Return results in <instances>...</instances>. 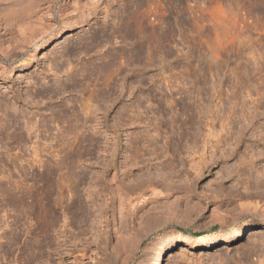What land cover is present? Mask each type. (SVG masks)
I'll return each instance as SVG.
<instances>
[{"label":"rangeland","instance_id":"rangeland-1","mask_svg":"<svg viewBox=\"0 0 264 264\" xmlns=\"http://www.w3.org/2000/svg\"><path fill=\"white\" fill-rule=\"evenodd\" d=\"M90 5L79 26L0 52V264H264L263 220L209 214L220 189L264 193V0ZM113 170L125 191L195 193L121 215Z\"/></svg>","mask_w":264,"mask_h":264},{"label":"bare ground","instance_id":"bare-ground-1","mask_svg":"<svg viewBox=\"0 0 264 264\" xmlns=\"http://www.w3.org/2000/svg\"><path fill=\"white\" fill-rule=\"evenodd\" d=\"M93 2H94V0H63L61 3L58 2V5L56 7L57 9H55V10H57V12L55 13L52 10V5L54 3V0H0V23L3 25V31H2V33L0 32V52L3 54L5 59H15L17 55L24 53L23 51H24V48L26 46H24L23 42L27 41L26 39H28L27 42L29 43L30 38L32 39V41L38 40L39 38H43L45 35L49 34V32L51 30H53V28L56 26L55 21H57L60 24H67L70 26V28L79 26L81 23L80 20H82V19H80V17H82V16H79V14L82 11L86 12V10H84V8L89 6L90 4H93ZM74 17H76V18H74ZM37 37H38V39H36ZM32 43H34V42H32ZM22 44H23V46H22ZM8 61H10V60H8ZM0 65L2 66V64H0ZM3 68L2 67L0 68V78L4 77ZM85 108L87 111L88 110L91 111L90 110L91 108H90L88 103H86L83 110ZM83 110H82V112H83ZM84 112H86V111H84ZM154 118H155V116H154ZM85 120H87V119H85ZM83 123H85V122H83ZM200 171L201 170H197L194 173H196L198 176L199 174H201ZM260 175H258V176L260 177ZM261 176H263V175H261ZM117 177H118V173L116 172V170H113L111 175H110V178H108L109 179L108 181L110 182L109 187H110V190H111L112 195H113L112 196L113 197L112 204L115 201L117 203L116 205L119 206V207H116L117 212H119L118 211V208H119V210L121 212L122 211L125 212L127 210L128 211L130 210L133 212V214L138 215L139 212L146 211L147 208L150 207V205L159 204V203H161V201L162 202L165 201L164 199H166V198L168 199V197H171L172 198L171 200H173V202H176L174 200L178 201V199L182 198V197L183 198L185 197L184 199L187 200V198L189 199V197H192L195 193L194 192L192 194V192L190 190L191 187H189L188 185H177V186H175L176 184L173 187L171 186L170 188H168L169 189L168 191L163 192L162 191L163 189H161L160 187H159L160 188L159 189L158 187L155 186V184L153 185L152 183L151 184L153 186H150V184H148L146 186H142V185L139 186L138 185V186L130 187L129 190L125 191V190H123L124 187H122L123 185L121 184V180L119 181L117 179ZM258 179L259 180H257V181L260 182V178H258ZM247 180H248V178H247ZM257 181H256V183H258ZM260 184H253V185L255 186V189H259ZM235 186H237V185H235ZM221 188H223V187H221ZM243 188L245 189L246 186L243 185ZM247 189H248V187H247ZM220 191H221V189H220ZM220 191H217L210 198V201H212V207L210 209L209 214H210V217H211L210 219H211L213 224L218 223L220 225V227L223 228V227L235 224L241 217H245L248 214H252L256 218L264 221V193H262L260 196H258V194L255 193L254 195H257L259 197V198L258 197L255 198L256 196L254 197V195H252L253 193L250 194V192H245V191H238L237 192L235 190V191L227 192V193H219ZM197 197H198V202L195 201V202H197L196 204L198 206H201V204L204 206L206 204V198L207 197L203 196L201 194H197ZM197 205H195V207ZM201 210H202V208H201ZM122 213L119 212V214H121V215H122ZM125 213H127V212H125ZM124 214H123V216L125 217L126 215H124ZM111 215H112L111 217H112L113 227H111L110 229H112V232L116 236L119 243L120 242L123 243L124 239H122L120 237V231L122 228L127 227L128 223L124 217H120L121 219L124 218L125 220L122 219L123 221L121 220L119 222L114 217L113 212ZM147 216H148V213H147V215H145V217H147ZM120 218H119V220H120ZM262 223H263V225H261V226H262V228H264V222H262ZM243 227L246 228L247 225H244ZM107 228L109 230V224H108ZM248 228H250V227H248ZM241 230L242 229H240L236 233L226 235V237L224 238V241L229 240V238H231V237L239 236ZM251 230H256V229H251ZM257 232L258 231H252V233H257ZM134 240H135V237H134ZM132 242H133V240H132ZM132 242L128 243V244H130V248H129V245H128V248L131 249V251L133 252V250L135 249V245L137 246L138 244H136L135 241L133 242L134 244H132ZM213 244H215V243L213 242ZM125 245L127 246V244H125ZM193 245H194L193 241H185L184 244L182 243L181 245H179L178 252L181 254H184L182 251L187 250L186 249L187 247H185V246L192 247ZM224 248H226V247H224V246L222 247V245H221V247L219 249H224ZM127 249H126V251H127ZM129 251H127V253ZM130 252L128 254L131 255ZM130 255H128V258ZM124 256L126 257V255H124ZM174 256H175V254H170L167 257L166 261L173 259ZM220 256H221V253L219 254V257ZM125 257H124V259L122 257V263L123 264H127V259H126L127 257L126 258ZM149 261H150V263H148V264H160V253L158 252L156 254V256L154 257V259L149 260ZM218 262H219V264H222V260L221 261L218 260ZM259 262H262V261H259Z\"/></svg>","mask_w":264,"mask_h":264}]
</instances>
